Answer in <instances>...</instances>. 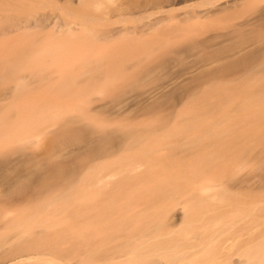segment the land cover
I'll list each match as a JSON object with an SVG mask.
<instances>
[{
    "label": "bare ground",
    "instance_id": "obj_1",
    "mask_svg": "<svg viewBox=\"0 0 264 264\" xmlns=\"http://www.w3.org/2000/svg\"><path fill=\"white\" fill-rule=\"evenodd\" d=\"M57 1L67 2L68 7L50 24L55 27L56 37L66 33L61 41L70 47L62 44L65 50L60 49L61 43L60 48L56 44L60 39L55 42L54 38L58 46L53 44L62 51L56 52L54 45L51 51L59 55L57 64L64 69L54 67L57 71L47 76L66 81L80 93L105 83L113 88V97L119 98L128 88L140 86L154 66L182 62L185 54L196 52L202 60L216 59L232 48L228 46L232 42H259L261 46L242 59L235 73L219 79L215 76L207 86L206 81L186 94L171 111L172 117L160 113L150 124L126 123L112 129L106 126L109 114L100 116L107 106L89 107L76 115L64 112L63 129L56 131L58 137L77 132L74 121L83 115L94 126L89 129L100 134L83 161L89 175L83 189L88 191L82 192L80 186L81 193L75 189L80 200L85 198L84 202L79 200L87 207L85 219L80 214L74 218L72 210L71 214L65 211L75 204L72 201L77 199L76 192L74 197L68 191L66 198L65 193L60 195V191L75 188L77 175L73 173L60 182H40L31 188L20 187L23 182L19 177L3 183L11 164L21 157L28 159L22 153L14 155V150L23 149L26 143L6 149L14 137L8 133L17 131L19 135L22 129L10 127L13 131L8 132L5 128L6 137L2 135L0 140L1 148L8 141L5 150L0 148V264H264V148L253 158L262 170L260 176L237 178L233 172L238 159L235 147L244 138L249 143L264 139V0H212L182 12H176V7L187 0ZM33 2L0 0V41L4 34L27 25L21 19L19 24L15 11L31 10ZM26 12L22 13L25 16L20 13L26 21L34 17ZM220 15L227 17L221 23L222 30L200 32L189 28L190 24ZM47 21L38 15L33 23L42 25ZM144 41L147 45L142 49ZM149 41L157 51L160 49L154 50L155 54ZM134 45L143 51L151 47L153 60L141 58L148 49L142 56H138L141 49L137 55L132 54L131 48H137ZM51 51L48 55L53 54ZM127 51L133 61L122 60V70H138L130 73L128 83L112 84L109 75L114 71L105 64L106 57L122 59ZM105 52L112 56L105 57ZM147 53L150 57L151 52ZM15 56L21 58L23 53ZM51 61L52 67L56 66V61ZM10 74L9 69H0V76ZM66 83L62 86L71 88ZM2 95L0 107L4 108L8 94ZM123 111L125 103L119 106V112ZM19 138L24 142L28 136ZM47 171L46 175L51 176ZM184 173L190 178L183 182L175 179ZM45 194L54 199L63 196L58 197L60 201H68L64 207L65 202L54 200L55 206H61L54 207L55 211L65 208L61 221H57V212L44 211L50 206L43 198ZM70 196L72 201L67 198ZM29 203L33 205L27 208Z\"/></svg>",
    "mask_w": 264,
    "mask_h": 264
},
{
    "label": "rangeland",
    "instance_id": "obj_2",
    "mask_svg": "<svg viewBox=\"0 0 264 264\" xmlns=\"http://www.w3.org/2000/svg\"><path fill=\"white\" fill-rule=\"evenodd\" d=\"M56 1L57 0L55 1L34 0L33 2L34 4L32 3V5L30 6L32 8L31 9L32 11L30 10V8L27 9L28 7L26 9L28 11L30 10V12H28L27 10H26L27 12L23 10V12H26L29 16L30 14L32 15L33 13L34 17L32 18L33 15L31 16L33 20L30 17L29 19L28 16H26L28 18L26 21V18L23 17L25 15L22 14L23 12L21 13L22 10L15 11L16 15L15 14L14 15L18 17L20 22L19 24H21L20 21L21 19L24 23H26L29 26L27 25L24 26L22 24L23 26L21 25L22 26L21 28L18 27V29L9 32L8 34H4L2 41H0V69L6 68L11 71V74L9 76H5V77L0 76V95L8 94V96H6L7 99L5 101L6 103L4 105V108L0 107L1 108L0 122L1 124L6 122L5 126L4 124L3 125L0 124L1 125L0 129L2 127V129L0 130L1 131L0 140H1V136L4 135V131H6L4 129L5 128L8 129L9 132L10 127H12L13 129L18 128V131L20 128L22 129V131L20 130L19 135L18 132L16 131L15 133L12 134L8 133L7 136L9 135L10 136L12 135L14 137L17 135L18 137H20L21 135H25V137L26 135L28 136L26 140L24 138L26 142L25 141L21 142L20 138L18 139L20 141H18L17 140L18 137H17L16 141H18L20 144L16 143V141L13 140L14 137L11 138L13 140V143H11L12 142L11 139H10V143H8L7 141L8 144L5 141H4L5 143L3 142L4 147H6L5 144L9 145L8 148L6 147V149H10L14 146L22 145L26 143L23 149L17 150L16 148V150H14V155L16 156L21 155L22 153V155L28 157V159H23L22 157L18 158V160H16L13 164H11V166L8 169V173L5 174V178L3 180L4 184L17 181L16 178L19 177L17 179H21L23 182L20 187L31 188L32 186L33 187L38 186L40 182L42 184L48 181L60 182L63 178L73 173L75 174L74 177L77 175L76 176L77 184L75 183V188L73 186L71 187L74 189V191H72L73 189L71 190V188L65 190V192L64 190L60 191V195L62 192L65 193V195L63 194L65 198L67 191H68V195L73 196L74 192H76L75 193L76 195L78 194L77 191L80 190V188L83 189L84 187H87V184L89 182V175L87 173V167H85L86 164L85 162L83 163V161L87 160L86 155L89 152L90 148L97 144L99 140L98 135L100 134L89 129L90 127H94V126L91 124V122H88L89 120H87L86 116L83 115L84 118L81 116V119L76 118V121H74L75 127L78 128L77 132H75L74 134L66 132L63 138L58 137V135H56V131L63 129L62 128L63 126H61V116L63 115L64 112L66 114L68 112L69 115H72V113H75L76 115V113L78 114V112L83 111V109H88L89 107L92 108L94 106H100V105L107 106L105 111L100 112L101 115L100 113L99 114L96 113V114H98L97 116L100 115L101 117H103L102 114H104V116L105 113L107 115L109 114L108 119L104 117L105 120L109 122L108 125H106L107 122L105 121L106 122L105 125L108 126L107 128L112 127V129H115L116 125L120 126V124L124 125L126 123L136 124L139 122H143L145 124H150L151 121L155 119L156 116H158V114L160 115V113L161 115L165 113L168 115L167 117H169L170 115L172 117L173 108L180 103V101L184 98L186 94L195 90V87L199 88L201 86H204L205 84H206L205 86H207L214 79H219L218 76L223 77L225 76V74L226 76H230L231 74L235 73L240 68V65L242 64V59L247 54L250 55L252 54V52L255 53L257 48L261 46L260 45L261 43L259 42L257 43L245 42L243 44L241 43L236 44V42H232L228 44V46L233 45L232 48L229 51L218 56V58L216 59L213 58V59L202 60V58L198 55L199 53L196 52H193L192 54H185L182 57V62L171 61L167 63V65L154 66L152 71L142 79L140 86L138 87L132 86L128 88L127 91L119 98L113 97L112 95L113 88H111L110 85L106 86L105 83L104 85L98 84L97 87L95 85L94 87H96V89L91 87L85 88L80 93V90L74 91L76 87L74 86L75 88L73 87L72 89V86L70 84H67L66 81L65 83L71 88H67V86H62L63 84H65L62 83L63 80L62 82H60L61 79L60 81H58V79L54 80L55 77L52 74H50V77H48L50 71L55 72L57 71L56 69L58 70L64 69L60 67V65H58L60 63L58 62L59 60L57 61L56 58L59 55L57 54L56 57V52L60 53L59 50L66 46L70 47V44H68L67 41H66L67 44H65L66 46L63 44L64 41L63 43L61 41V39L63 40L62 37L66 33L64 32H63L64 34L60 33V35H58L60 37L57 38L58 36L57 37L55 36L57 33L55 34V31H53L54 26L52 27L51 26L52 24H50L53 20L62 17V15L66 11V8L68 7L67 2L65 3L63 1H59V2ZM210 1L212 0H189V1L187 0L177 5L176 8L179 11H177L176 8H175L176 10L175 9L174 10L176 12H182L185 10L197 9L198 6H199L198 8H200L201 3L202 6L204 4L203 2L207 3L206 5H208V3H213V1L215 0H213L212 2ZM216 2L218 1H215L214 3ZM16 12H19V14ZM20 13L23 16L20 15ZM239 13H235V14H239ZM35 15L44 16L45 21L46 20L48 21L46 23L44 22V24L42 25L36 23L34 24L33 22L37 17V16L35 17ZM66 17L69 16H65V18ZM226 18L227 17L225 15H220L202 23L197 22V23H193L194 25L190 24L189 28H193L195 31H200V32H203L208 29H212V31L222 30L223 25H221V23L222 21H225ZM73 19L74 18L72 17V21ZM66 20H68V18H66ZM31 23H33L34 25ZM68 35L69 33H67L66 36L69 37ZM152 36H156V35L152 34ZM52 38L53 40L51 44L49 41H51ZM54 38L57 40H55ZM58 39H60V41H58ZM54 40L55 42L58 41L56 42V44L60 42L61 46L63 44L64 47L63 46L61 47L60 43L58 44L59 46L56 45L53 42ZM53 43L59 48L60 47L61 48L58 49ZM140 43L142 44V42ZM140 43L138 45H140ZM144 44L147 45L146 41H144L143 45H140L142 46V49ZM148 44L151 46L150 41L148 42ZM52 45L55 46L54 48L55 51L57 50L56 52L53 50L51 51V48L54 49L53 47H51ZM140 46L139 48L138 46H135L137 47L135 48V51L134 48L133 49L131 48V50L133 51L132 54L138 51L139 49H141ZM151 47L153 48L152 49L153 51L155 50L156 52H158L160 50L158 48L159 50L157 51V47L154 45ZM49 48L51 54L52 53H53L52 55L55 54L54 57H51L52 55H48L50 53ZM150 48H147L148 51L151 52L149 54L150 57L147 56L148 51L145 52L147 49H144V51L141 49L142 54L139 53L141 51H138L139 54L136 52V55L138 54V56L139 55L142 56L143 52H145V54L147 55L140 57L145 58V60L147 59L146 61H152L153 58L151 57L154 56L156 52L154 51L153 52L154 54H152V50ZM126 50H129L131 52L130 49H126ZM47 51H49L48 54ZM119 51H121V49ZM17 52L23 53V57L17 58L15 56ZM45 53L47 54L46 56ZM105 53H106L105 54L106 57L107 52ZM122 53H124V50H122ZM109 54L107 56L111 57L112 54L111 55ZM127 54L130 55L129 56L124 55L122 56L123 57L122 59H117L113 57L107 59L106 57L107 61L105 62V64L108 65L114 71L111 75H109V80L111 81L112 84L128 83L130 81L128 79L130 73L136 72L138 70L137 67H134V69L129 70L131 72H125L124 70H122V62H121L122 60L128 63L129 61L130 62L133 61V59L131 58L132 54L129 53L128 51ZM134 56L135 55H133L132 57ZM51 60H53V63H55L54 61H56V66L52 67ZM44 61L45 62L49 61V62L44 64L45 63ZM54 67L56 69H54ZM215 76L218 78H216ZM204 82L206 83L204 84ZM90 88L94 90L90 91ZM86 89H89L90 92ZM85 90L88 93L86 92L84 93ZM126 97H130L131 100L129 102H125L124 99ZM124 103H125V111L121 113L119 112V106H121ZM100 116L98 118H100ZM151 116L154 117L152 118ZM3 120L5 122H2ZM230 125L231 123L230 124L228 123V126ZM57 126L58 127L60 126L61 128L60 127L58 128ZM256 126L259 129L261 128V126L259 125ZM234 130L236 131V129ZM12 131L10 130V132ZM2 132L3 134H1ZM4 137L6 136L4 135ZM258 139L259 142L257 143L256 142L253 143L252 141H250L251 143H249V139L244 138L240 142V144L235 147L236 151L238 152V159L233 167V172L235 177L254 179L260 176L259 174L262 172V170H260V168H257L256 162L253 159L255 157L254 156L255 153L259 152L261 149L264 148V145H261L264 143V139H260V138ZM1 142H0V148L1 146H3ZM4 147L1 148L2 149L1 151L5 150ZM252 148H254L255 150ZM247 149L248 150L250 149L249 153L247 152ZM79 164H81L82 166ZM56 165L57 166L59 165V167H55ZM52 166L55 168L54 170L51 169L52 171L51 172L49 169ZM46 170H48L47 172L50 173L51 176H49L48 174L46 175ZM117 176L120 175L118 174ZM180 176L181 177L176 175V177L175 176L174 177L176 180L182 182L186 178H190V176H187L186 173L181 174ZM78 186H80V188H78ZM75 189H77V191ZM86 190H87L86 188L83 189V191L80 190V193L81 191L82 192L85 191L86 193ZM76 195L75 197L77 199L76 198L74 199L78 200V204H76V200L74 201L71 200L73 199L71 198V196L67 197L69 199L71 198L70 200L72 202H75V204L73 203V205L69 207L72 208L68 210L64 208L67 204L66 202L68 201L66 202L63 201L65 202L64 207L62 206L63 210H59V212H57L55 211L56 208L54 207L59 208V206H55V204L59 202L63 196H57L54 199V197H52L51 195L45 194L43 198L49 201L50 206L44 209V211L46 213L48 211L57 212L58 215L60 216L59 218L60 220L56 218L57 221H61V217L64 215L63 213H65V211H67L66 213L69 212L71 214L70 212L71 210H72V216L74 218L76 217V215L80 214V216H84L85 219L87 213L86 204L80 203L79 202L80 197ZM56 199L57 202H55ZM83 199L85 198L82 196V200ZM82 200L80 201L82 202ZM61 202L62 201H60V203ZM52 203L53 205H51ZM28 205H31L32 207L33 204L31 203L27 204V208H29Z\"/></svg>",
    "mask_w": 264,
    "mask_h": 264
}]
</instances>
